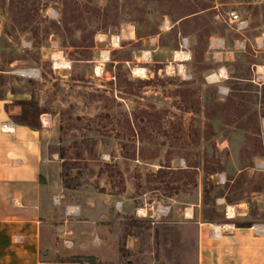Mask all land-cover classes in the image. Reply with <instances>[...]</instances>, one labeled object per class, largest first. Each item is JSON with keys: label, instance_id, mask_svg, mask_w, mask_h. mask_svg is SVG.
Masks as SVG:
<instances>
[{"label": "rangeland", "instance_id": "obj_1", "mask_svg": "<svg viewBox=\"0 0 264 264\" xmlns=\"http://www.w3.org/2000/svg\"><path fill=\"white\" fill-rule=\"evenodd\" d=\"M232 11L254 31L264 28V0H0V97L8 111L20 110L21 99L38 103L41 150L60 168L62 205H78L81 219L99 221L98 205L106 202V217L122 220L125 233L135 226L136 247H122L109 264H194L191 233L179 223L186 207L215 222L226 218L225 204L235 205L232 223L264 226L259 86L240 81L249 78L245 53L220 83L210 78L216 65L204 54L211 32L237 28ZM186 35V70L168 72ZM148 49L154 51L143 58ZM54 52L64 67L54 66ZM136 66L146 68L144 76L133 73ZM230 93L240 102L227 99ZM163 206L168 212L157 216ZM68 260L98 264L88 255Z\"/></svg>", "mask_w": 264, "mask_h": 264}, {"label": "crops", "instance_id": "obj_2", "mask_svg": "<svg viewBox=\"0 0 264 264\" xmlns=\"http://www.w3.org/2000/svg\"><path fill=\"white\" fill-rule=\"evenodd\" d=\"M214 8L217 9V5L182 19ZM241 20L244 25L242 29L229 24V33L211 32L207 36L205 58L216 65V71L213 70L210 78L219 83L222 79H227L231 74L230 65L245 53L249 78L240 81H251L260 89L264 83V28L254 31L255 29L247 27L248 18ZM118 37L120 39V35ZM182 37L186 45L180 43L179 51L187 53L188 58L177 60L173 54L170 63H176L174 66L182 65L184 71L191 59L192 50L189 47L191 37ZM146 51L150 56L154 49ZM220 69L224 72L222 78L219 76ZM220 86L222 85L218 84ZM7 102L6 96L2 95L0 264H79L68 260L74 255L93 256L103 264H109L119 260L122 247H136L138 239L133 235L135 226L132 224L129 232L125 233L122 220L106 217L111 211L110 204L104 202L98 205L102 213L99 221L81 219L80 207L77 214L65 210L66 206L73 205L61 203L63 187L59 178L60 168L54 159L51 160L42 153V130L18 123L19 114L8 111ZM3 126L9 129H4ZM233 206L236 211L235 205ZM139 208L143 207H138L137 212ZM187 208L191 209V216L185 215L179 223L185 233H191L189 242L193 248L194 264H264V230L259 226L262 224L236 226L232 223L235 215L228 217L225 207L226 218L215 222L202 221L192 215V207H186L184 213ZM114 210V215L119 216L115 206ZM216 225L219 231L215 234ZM43 228L47 230L45 239L42 238ZM184 243L186 244V240ZM181 251L180 249L179 252Z\"/></svg>", "mask_w": 264, "mask_h": 264}, {"label": "bare ground", "instance_id": "obj_3", "mask_svg": "<svg viewBox=\"0 0 264 264\" xmlns=\"http://www.w3.org/2000/svg\"><path fill=\"white\" fill-rule=\"evenodd\" d=\"M101 39H103V37L101 38ZM119 40V37L117 36V35H114V36H112V38H111V42H112V44H113V46H117L118 45V41ZM107 54H108V51H106V50H102L101 51V57L103 58V59H107ZM148 57V52L147 51H144L143 52V58H147ZM52 58H53V60H54V66H57V67H64L67 63L64 61V59L62 58V55H61V53L60 52H54L53 54H52ZM174 58L175 59H177V60H181V59H184V58H188V54L187 53H184V52H181V51H179V50H177V51H175L174 52ZM176 64V63H175ZM174 64V65H175ZM172 63H168L167 65H166V70L168 71V72H174V70H175V68L177 69V71L179 72V73H182L183 72V68H182V65H180V64H178L177 66H174ZM145 70H146V68H144V67H142V66H136V67H134L133 69H132V71H133V73L135 74V75H137V76H144L145 75ZM102 64H96L95 66H94V72H95V74L96 75H100V74H102ZM214 76V75H213ZM219 76H221V77H223L224 76V72H223V70L222 69H220L219 70ZM216 77V76H215ZM48 118H46V116L44 117V119H42V120H45V121H43L44 123H47V120ZM11 126V125H10ZM3 128L4 129H9V127H7V126H3ZM225 210H226V215L228 216V217H232V216H234L235 215V210H234V206L233 205H228V204H226L225 205ZM138 212L140 213V214H145V209L144 208H139L138 209ZM185 215H187V216H191V209L190 208H187L186 209V211H185ZM259 226H261V225H259ZM215 227H217V225L215 226ZM215 227H214V229H215ZM219 229V227H217L215 230H214V233L216 234V233H218V230ZM261 230H264V226H261Z\"/></svg>", "mask_w": 264, "mask_h": 264}, {"label": "trees", "instance_id": "obj_4", "mask_svg": "<svg viewBox=\"0 0 264 264\" xmlns=\"http://www.w3.org/2000/svg\"><path fill=\"white\" fill-rule=\"evenodd\" d=\"M235 77H237V76H234V78ZM240 78H242V77H240ZM235 79H237V78H235ZM11 92L13 93V91H11ZM232 97H234L232 102H234V103L240 102V98L238 100L235 99L236 94H234V93H230L228 95L227 99L231 100ZM259 98H260V104L264 105V83L260 87V97ZM20 104H21L20 110H19L18 106H13L9 109L10 112L19 114L18 115V123L25 124L32 129H40L39 114H40L41 110H40L38 103L32 99H29V100L21 99ZM263 116H264V113H263ZM61 172H62V174H61L62 176L65 175V173L63 174V172H64L63 170ZM159 172L160 171H158V174L161 173V172L160 173ZM191 179H192V174H188L185 182H187L188 180L190 181ZM66 180L64 181V184H65V186L68 187V184H67L68 181H66ZM219 195H221V193ZM251 224L252 223H250V222H247V223L237 222L236 226H250ZM90 257L96 260L95 257H93V256H90ZM96 261L98 264H100V261H98V260H96Z\"/></svg>", "mask_w": 264, "mask_h": 264}, {"label": "built area", "instance_id": "obj_5", "mask_svg": "<svg viewBox=\"0 0 264 264\" xmlns=\"http://www.w3.org/2000/svg\"><path fill=\"white\" fill-rule=\"evenodd\" d=\"M229 20L235 22L236 25H237V28L244 27L243 21H241V19L238 18V15L234 11H232L229 14ZM181 44H186L184 38L181 39ZM185 77L186 78H189L190 76L189 75H186ZM226 90H227L226 87H223V86H220L219 87V91L220 92H224L225 93ZM119 204H120V202H116V206H118ZM65 210L66 211L70 210L71 214H77L78 211H79V206L78 205H73V206H70V207L69 206H66L65 207ZM167 212H168V207L167 206L166 207L163 206L161 209H158L156 215L157 216H163ZM152 222H154V221H152Z\"/></svg>", "mask_w": 264, "mask_h": 264}]
</instances>
